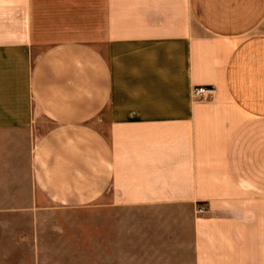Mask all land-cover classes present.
<instances>
[{
	"label": "crops",
	"instance_id": "0c3cea01",
	"mask_svg": "<svg viewBox=\"0 0 264 264\" xmlns=\"http://www.w3.org/2000/svg\"><path fill=\"white\" fill-rule=\"evenodd\" d=\"M17 215L33 264H264V0H0Z\"/></svg>",
	"mask_w": 264,
	"mask_h": 264
},
{
	"label": "rangeland",
	"instance_id": "374dc122",
	"mask_svg": "<svg viewBox=\"0 0 264 264\" xmlns=\"http://www.w3.org/2000/svg\"><path fill=\"white\" fill-rule=\"evenodd\" d=\"M13 221L15 222L14 226L0 227V239L3 240V243L0 242V264H33V251L30 244L24 241L25 231L29 229L28 219L22 215H17ZM8 228L10 232L15 233L14 238L16 239L15 244H12L15 247H12L9 251L6 250L9 247L7 243ZM8 253L12 254L11 257H7Z\"/></svg>",
	"mask_w": 264,
	"mask_h": 264
},
{
	"label": "built area",
	"instance_id": "2783aa9c",
	"mask_svg": "<svg viewBox=\"0 0 264 264\" xmlns=\"http://www.w3.org/2000/svg\"><path fill=\"white\" fill-rule=\"evenodd\" d=\"M194 98H199V99H203L206 98L210 95H212L213 89L211 88H207V87H203V88H196L192 91Z\"/></svg>",
	"mask_w": 264,
	"mask_h": 264
}]
</instances>
